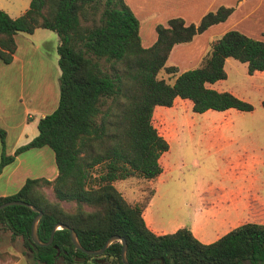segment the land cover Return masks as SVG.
Segmentation results:
<instances>
[{"label": "trees", "instance_id": "1", "mask_svg": "<svg viewBox=\"0 0 264 264\" xmlns=\"http://www.w3.org/2000/svg\"><path fill=\"white\" fill-rule=\"evenodd\" d=\"M232 6L204 12L196 23L172 16L156 23L155 38L142 46L138 20L124 0H28L26 9L10 16L0 8V60L8 63L15 49L14 34L35 27L57 35L58 96L56 105L38 116L37 133L5 153L0 129V171L22 150L48 146L56 174L25 177L16 191L0 196V203L20 199L41 210L36 235L49 244L38 245L29 226L36 211L24 204L0 207V226L19 235L28 264H124L120 241H111L99 254L74 247L71 227L86 248H98L111 234L125 239V257L133 264H264V223L244 221L212 241L201 242L188 227L154 233L145 224L142 207L129 204L115 188L114 179L161 172L158 161L167 140L151 122L154 105L170 106L173 98L191 102V110H250L252 105L229 90L207 86L225 77L224 58L245 63L248 74L264 70V40L230 28L214 37L199 64L178 70L166 64L173 44L189 41L212 23L224 20ZM166 77L158 76L159 70ZM161 154V155H160ZM160 155V156H159ZM93 174V169H96ZM92 181L93 184H92ZM51 184L56 200L42 190ZM58 200L74 201L71 209ZM6 250L0 260L15 258Z\"/></svg>", "mask_w": 264, "mask_h": 264}, {"label": "rangeland", "instance_id": "2", "mask_svg": "<svg viewBox=\"0 0 264 264\" xmlns=\"http://www.w3.org/2000/svg\"><path fill=\"white\" fill-rule=\"evenodd\" d=\"M20 35L23 36L17 37V60L7 72L9 92L5 99L0 98V117L6 116L10 125L0 126L4 151L14 141L19 128L28 133L36 129V119L56 105L58 96L59 69L53 48L56 33L41 27L35 38L24 36L27 35L24 33ZM210 35L217 37L219 34L210 30L206 35L197 36L195 48ZM147 39L143 35L142 40ZM207 48L184 66L181 64L185 63L186 54L179 56V60L174 56L177 64L170 62L172 59L166 64H174L178 70L194 67ZM223 68L225 77L217 82V88L231 91L248 101L252 108L195 112L191 110L190 100L185 98L173 101L171 106H153L151 122L168 142V148L158 158L159 176L146 178L133 174L112 181L129 204L145 206L147 222L156 229L173 231L185 226L203 242L214 240L231 224L218 219L223 212L212 214L197 209L200 192L207 189L245 186L249 181L261 196H253L255 200L249 202V197H240L243 210L238 212V222L264 223V70L248 74L245 63L231 56L226 58ZM158 76L166 77V73L161 69ZM20 157L18 169L23 173L19 178L26 172L29 177L49 176L53 171L51 167L55 166L48 146H43L42 150L25 149ZM245 170L249 174L247 180L239 174ZM96 171L97 166L92 173L96 174ZM3 178L4 175L0 185ZM19 180L16 177L11 181L7 190L16 191ZM42 190L49 199L56 200L51 184H44ZM58 202L66 209L74 206V201ZM6 249L16 253L23 252L24 247L19 235L11 237L10 231L0 226V251ZM23 259L25 257L22 258L25 261ZM92 263L88 260L81 264ZM55 264L64 263L57 259ZM103 264H111L109 258L103 259Z\"/></svg>", "mask_w": 264, "mask_h": 264}, {"label": "crops", "instance_id": "3", "mask_svg": "<svg viewBox=\"0 0 264 264\" xmlns=\"http://www.w3.org/2000/svg\"><path fill=\"white\" fill-rule=\"evenodd\" d=\"M124 1L129 6V8L131 9V11L133 12V14L136 16L138 20V33L140 37V43L142 46H148L149 44L153 42L155 38V29H154L155 24L156 23L164 24L166 19L169 17L180 16L184 20L185 23H188V22L196 23L198 19L200 18V16L207 10H213L219 5L232 6L231 12L226 16L224 20L210 24L201 32L193 35V37L187 42H180V43H175L172 45L169 51V54L167 56V60L172 59L170 62H174L175 64H177V61L179 60L178 58L181 55H184V54L187 55V56H184L185 63L181 64L184 66L186 63H190L191 60L195 59L196 54L202 53L205 50V48H207L208 43L216 36L213 37L212 35L214 34L208 36L207 38L204 39V41L202 40L203 43L201 44V46H199L198 48H195L196 41L199 40L197 36H202L203 34L206 35L207 32H209L210 30L212 31L216 30L218 34L220 35L223 31L230 29V28H234V29H237L243 32L246 35H249L255 38L264 39V0H124ZM27 6H28V0H0V8L5 10L12 17L17 16L18 14L22 13L26 9ZM40 28L41 27H35L31 32L17 31L14 34L15 49L12 53L11 61L8 63H4L0 60V98L1 99H5L7 96V93L9 92L8 87H7L8 80H9L7 78V72L10 69L11 65L14 64L17 60L16 53L19 48L17 37L23 36L20 34L24 33V34H27L24 36H27V37L34 36L35 38L36 32L40 30ZM40 32L43 33L44 31H40ZM143 35L147 36L148 39L143 41L142 40ZM57 42H58L57 37H55V40L53 42V48L55 49V51H56ZM174 56H176L178 60L175 59ZM227 57L224 58V62ZM54 59H57V53L56 55H54ZM255 71H258V70H255ZM220 79H217L213 82H207L206 85L213 87L217 90H220L216 86L217 82ZM177 99H179V97L175 96L173 98V101L175 102ZM154 106H164V105L157 104ZM229 108H233V107H229ZM229 108H226L223 110H228ZM26 115L28 116L29 113L27 112ZM30 121H32V119ZM5 125L6 126L9 125V122L7 121L6 116L2 115L0 117V126H5ZM35 126H36V122H35ZM8 127H10V125ZM214 128L218 129V127H214ZM36 133H37V129H33L31 130L30 133H28V132H25L23 128H19L14 138V141L9 145L8 150L7 151L5 150V153H11L16 146L28 141ZM33 148H36L37 150H42L43 146L33 147ZM22 151L17 153L14 159L11 162L5 164L0 171V178L4 175L3 183L2 185H0V196L7 195V194L14 192V191L12 192L10 190H7V188H8L9 183L15 180L16 177L20 179L17 184L18 185L17 187H19L20 184L23 182L24 178L28 176L26 172L23 178L22 177L19 178V175L23 173V172H20V169H18V162L21 159L20 153ZM51 168L53 169L51 174L49 176H44V177L51 178L52 176L56 174L55 166ZM159 174L160 173H158L156 177H158ZM239 174L243 175L245 180L248 179L249 174H246V170L244 173L243 171L239 172ZM39 176H42V175L40 174ZM250 181L252 182V180ZM150 182H152V180ZM242 196L249 197L250 198L248 200L249 202L251 200L252 201L255 200V199H252L253 196L259 197L261 196V193L258 192L255 187H251L249 181L246 182L245 186L239 185V186H235L232 188L214 187L211 189H207L206 191L204 190L200 192L199 205L197 206V209L205 211L207 213L208 211H210L212 214L215 212H218L221 214L223 212L222 215L218 216V219L220 221L230 222L231 224H228V227H227L228 229H230L233 226L241 222H244V221L238 222L239 221L238 212H240V210L241 211L243 210V207L240 206V205H243L241 204L242 199L240 198ZM144 207L145 206H143L141 210V215L143 217V220L146 226L151 231H153L154 233L172 232V231H165L162 229H156L154 226L149 224L147 222L146 209ZM245 221H248V220H245ZM249 221H254V220H249ZM190 231L196 237L195 232L193 230H190ZM6 251H8L11 254L16 255V257L7 258L5 260H0V264H28L29 259H28L27 254H24L23 252L14 253L13 251H10L7 249ZM23 257H25V259H23L25 261H22Z\"/></svg>", "mask_w": 264, "mask_h": 264}, {"label": "water", "instance_id": "4", "mask_svg": "<svg viewBox=\"0 0 264 264\" xmlns=\"http://www.w3.org/2000/svg\"><path fill=\"white\" fill-rule=\"evenodd\" d=\"M12 203H16V204H24L28 207H30L32 210L36 211V213L34 214V216L32 217L31 219V222H30V226H29V233H30V237L31 239L38 245H46V244H49L52 240V236H53V232H54V229L55 228H58V227H66V224L64 223H54L50 229V232H49V235L47 237L46 240H40L37 235H36V223H37V220L38 218L40 217L41 215V210L38 209L34 204L30 203V202H27V201H24V200H20V199H9V200H6V201H3L0 203V207L6 205V204H12ZM69 230V238L72 242V244L74 245V247L80 249L81 251L83 252H86V253H90V254H99L101 253L105 247L113 240H119L120 241V251H119V255H120V259L121 261L124 263V264H133V263H130L127 261L126 257H125V248H126V242H125V239L118 235V234H111L109 235L108 237H106V239L103 241L102 245L98 248H94V249H91V248H86L84 247L78 240L77 238V235L75 233V231L73 230V228L69 227L68 228ZM210 264H223V263H210Z\"/></svg>", "mask_w": 264, "mask_h": 264}]
</instances>
